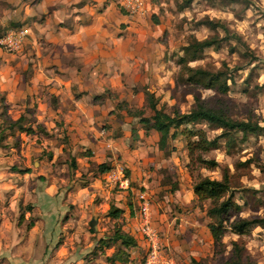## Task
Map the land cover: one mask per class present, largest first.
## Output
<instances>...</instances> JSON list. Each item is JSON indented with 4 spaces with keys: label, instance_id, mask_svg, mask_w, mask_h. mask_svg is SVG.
I'll use <instances>...</instances> for the list:
<instances>
[{
    "label": "rangeland",
    "instance_id": "rangeland-1",
    "mask_svg": "<svg viewBox=\"0 0 264 264\" xmlns=\"http://www.w3.org/2000/svg\"><path fill=\"white\" fill-rule=\"evenodd\" d=\"M12 2L13 0H0V34L7 28H17L25 23V20L22 22L1 19L13 11L15 6H12ZM147 13L150 22L155 26L157 34L154 41L160 50L155 51V62L150 60L151 65L144 81L126 85L133 94L139 92L141 104H137L136 97H133V103L119 99L116 102L118 109H124L125 113L126 109H130L136 115L134 120H137L139 115H150L151 109L144 94L149 92L153 95L156 107L168 113H186L198 100L204 105L220 108L233 119H249L263 126L260 133H248L245 138L241 137L239 131H230L228 135L218 137L215 147L201 153L202 156L217 161V166L210 169L196 168L194 164H188L186 142L195 138L189 134L190 130L200 128L211 139L222 131L221 128L210 126L203 121L195 124L182 122L170 128L174 135L167 137L166 145L161 149L157 146L158 132L152 136L150 131H145V147L141 148L144 151L138 155L143 156L140 159L143 158L146 163H143L144 168L149 166L150 175L144 184L134 186L148 193L152 221L155 212H163L165 219L172 220L168 234L164 235L157 230L160 245L165 249L161 254L163 264L220 263L223 259L231 257V240H237L244 246L251 262L264 264V225H256L240 235L226 231L221 238L222 243L214 246L206 226L211 221L206 214L209 200L198 198L192 192V184L197 174L220 179L222 168L226 167L228 181L234 188V200L240 204L238 211L230 210L232 216L235 214L264 218V2L192 0L183 5V0H157L153 11L151 9ZM206 17L218 19L229 33L225 35L220 26L211 29L199 22ZM235 34H238L240 39L236 38ZM210 35L222 36L224 39L215 47L203 48L195 59L185 56L183 45L193 37L200 39ZM24 51V44L11 51L0 47V62L7 58L6 60L15 63V72L20 74L21 78L27 79L30 57L23 55ZM186 64L210 71L227 72L228 89L220 92L215 87L205 86L206 77L197 82L187 81ZM8 108L10 105L5 103L0 92V264H95V255H99L98 260L108 262L102 253L93 251L97 236L110 234L116 227L122 228L123 224L132 222L133 219L112 221L111 218L105 217L106 211H99L97 215L100 219V230H91L88 221H84L90 212L78 220V212L72 210L73 205L69 204V210L73 211L69 214L72 217L70 224L62 225L48 241L41 242L32 236L29 238L30 243H27L28 238L24 241V237L29 236V233H26V220L30 215L25 219L24 214L30 204L29 183L33 181V177L23 174V171H35L36 164L33 165L32 161L41 158V154H45L46 150L51 152V149H46L49 143L43 146L42 142L45 137L51 138L50 135L54 133L49 135L44 128L38 127L40 124L33 123L31 126L34 119L30 107L27 106L19 115L21 123L25 127L30 126L32 130L20 131L15 126H9L12 118ZM226 136L231 138L229 142H225ZM64 137L61 135L58 138ZM87 162V165L83 164L85 169L77 167L76 163L75 166L68 164L67 169H60L57 163L52 166L57 168V174L63 172L65 176L67 172H71V176L63 185L70 188L69 184L73 178L78 184H85L89 177L99 176L94 161L88 159ZM116 163L122 164L125 173L129 175L130 169L124 164L125 161L119 160V155L115 157L112 165H108L113 167ZM74 169H77L80 175H73L76 172ZM47 170L44 168L42 171ZM36 177L34 179L39 181L46 180L45 175ZM18 184L21 187L14 195ZM176 190L178 195L174 196ZM23 197L27 198V202H23ZM99 199L100 197H96L94 202ZM128 203L134 206L132 210L137 212V202L133 199V194L128 197ZM20 216L23 217L19 222L17 217L20 219ZM189 219L196 222L194 230L193 225L188 224ZM125 228L130 230V227ZM28 248L35 251L30 261L25 259L24 254L28 253L23 251H28ZM19 250L21 251L18 253ZM144 252V249H141L137 257L129 259L125 264H144ZM21 259L23 261H20Z\"/></svg>",
    "mask_w": 264,
    "mask_h": 264
},
{
    "label": "crops",
    "instance_id": "crops-1",
    "mask_svg": "<svg viewBox=\"0 0 264 264\" xmlns=\"http://www.w3.org/2000/svg\"><path fill=\"white\" fill-rule=\"evenodd\" d=\"M12 3L15 6L13 11L1 19L25 20L19 26L28 28L23 55L30 57V70L27 79H23L15 72V63L7 58L0 62V92L5 103L10 105L7 111L12 119L27 106L34 119L31 126L40 124L38 127L44 128L49 135L54 133L42 142L43 146L49 143L46 149H51V152L46 150L41 158L32 161L33 165L36 164L35 171H23V174L33 177L29 183L30 204L24 214L25 219L30 215L26 220L29 236L26 235L24 241L28 238L27 243H30L31 236L41 242L48 241L62 225L70 224L72 217L69 214L73 211L69 210V204L78 212V220L87 212L90 213L84 221L95 216L96 231L100 230L97 213L106 211L105 217L112 221L133 219L118 228L130 235L134 243L123 245L120 239L107 246L98 243L95 253H102L108 262L98 260L99 255H95V264H125L137 257L141 249L145 251V242L138 231L136 210H132L134 206L128 203V197L133 194L135 199L137 188L134 185L144 184L150 175L149 166L144 168L145 162L140 159L143 156L138 153L144 151L141 148L145 147V131H150L152 136L157 131L146 127L139 116L134 120L136 115L130 109H126V113L124 109H118L116 102L123 99L133 103V97H136L138 105L142 102L139 92L133 94L126 85L144 81L150 60L155 62V51L160 50L154 41L157 34L155 26L147 13L151 9L153 11L155 1L146 0V11L134 14L119 7L117 0H13ZM61 135L65 137L59 139ZM118 155L130 169L127 175L132 190L118 189L104 179L103 172L110 168ZM88 159L93 160L96 167L100 162L109 164L108 168L98 171L99 176L89 177L85 184H78L73 178L70 188L63 186L71 172L66 171V177L63 172L57 174V168L52 164L57 163L60 169H67L68 164L75 166L76 163L77 167L85 169L83 164L87 165ZM44 168L48 170L43 172ZM74 170L73 175H80L77 169ZM36 175L38 178L45 175L46 180L39 181ZM12 185L15 186L14 183ZM20 187L16 185L14 195ZM177 195L176 190L174 196ZM96 197L100 199L94 202ZM23 202H27L26 197H23ZM110 206L119 209L116 216L108 215ZM22 217H17V221L20 222ZM165 218V213L155 212L151 220L164 235L168 234L172 221ZM195 223L188 221L193 230ZM111 233L98 235L93 249L100 237ZM23 251L28 253L24 254L28 260L35 254L31 248ZM114 253V259H111Z\"/></svg>",
    "mask_w": 264,
    "mask_h": 264
},
{
    "label": "trees",
    "instance_id": "trees-1",
    "mask_svg": "<svg viewBox=\"0 0 264 264\" xmlns=\"http://www.w3.org/2000/svg\"><path fill=\"white\" fill-rule=\"evenodd\" d=\"M157 1V0H152ZM192 0H183V5H187ZM235 1V0H229ZM199 22L204 23L209 28L214 29L220 26L224 31L225 35L229 33L226 26L222 24L218 19L204 18L199 20ZM236 38L240 39L238 34H235ZM222 36L218 37L216 35L205 36L203 38L197 39L193 37L189 42L182 46V50L186 57L190 59L197 58V53L201 52L203 48L209 46H217L218 42L222 40ZM232 49V48H231ZM187 58V60H188ZM185 69L187 71L186 80L190 82H197L202 77H206L204 83L207 87H215L220 92H225L229 85L226 82L227 72L221 70L210 71L206 68L200 66H189L186 64ZM145 99L148 107L151 109V114L148 116L139 115V120L146 125V127L153 128L158 132L157 146L158 148H164L166 145L167 137H173L174 131L170 132V128L173 126H178L182 122L185 123H197L205 122L210 126L219 127L222 131L209 139L205 131L202 129L190 130L189 134L195 136L194 139L187 140L186 147L188 150V164H194L196 168L203 167L206 169L213 168L217 166V161L214 158H206L201 155L202 152L208 150L211 147H215L217 143V138L221 136L228 135L230 131H239L241 137L245 138L246 134H258L263 130V126L258 124L256 121H251L249 119H233L226 115L220 108H213L202 104L196 100L195 105L190 108L186 113H179L174 111L173 113H168L159 107H156L155 101L153 100V95L149 92H144ZM9 126H15L18 130L31 131L30 126L25 127L21 123V115L17 116L15 119H10ZM226 136L225 142H229ZM249 161V160H247ZM108 168V165L104 162L97 164V169L102 172ZM192 192L198 198H206L209 200L208 206L206 207V214L211 218V221L206 224L208 231L210 233L213 245H219L221 238L226 231H230L235 234H243L247 232L252 227L259 225H264L263 217H246L233 215L230 210L238 211L240 204L235 202L233 193L234 188L230 185L227 177L226 167L222 168L221 178H210L206 175L197 174L196 180L192 184ZM29 206V205H28ZM118 208L109 207L108 215L116 216L118 213ZM120 239V243L123 245H130L134 243V239L127 233L121 231L119 228L113 230L111 235L106 237H100L97 240V244L94 247V252L96 251L98 243L103 245H109L111 241ZM231 257L228 259H223L217 264H256L249 260L245 248L237 240H231ZM120 252H123L120 250ZM111 259H114L113 256ZM121 258L120 256H116ZM124 259V258H123Z\"/></svg>",
    "mask_w": 264,
    "mask_h": 264
},
{
    "label": "built area",
    "instance_id": "built-area-1",
    "mask_svg": "<svg viewBox=\"0 0 264 264\" xmlns=\"http://www.w3.org/2000/svg\"><path fill=\"white\" fill-rule=\"evenodd\" d=\"M146 0H117L119 7L124 11L134 14L146 11ZM28 28L26 26L10 27L0 34V47L7 50H16L21 47L26 39ZM104 179L110 182L114 187L121 190L130 189V181L125 173L124 167L116 163L103 172ZM137 202L136 218L138 222V231L145 242L144 264H163L164 259L161 254L165 249L161 247L157 237V229L151 222V212L149 196L146 190L137 188L135 193Z\"/></svg>",
    "mask_w": 264,
    "mask_h": 264
},
{
    "label": "water",
    "instance_id": "water-1",
    "mask_svg": "<svg viewBox=\"0 0 264 264\" xmlns=\"http://www.w3.org/2000/svg\"><path fill=\"white\" fill-rule=\"evenodd\" d=\"M95 222H96V217L95 216H91V218L88 221V224H89V227H90L91 230H95L96 229Z\"/></svg>",
    "mask_w": 264,
    "mask_h": 264
}]
</instances>
